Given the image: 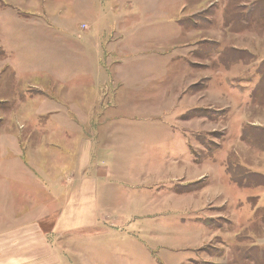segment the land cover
Instances as JSON below:
<instances>
[{"label":"rangeland","instance_id":"374dc122","mask_svg":"<svg viewBox=\"0 0 264 264\" xmlns=\"http://www.w3.org/2000/svg\"><path fill=\"white\" fill-rule=\"evenodd\" d=\"M25 3L39 18L15 31L26 45L14 62L52 97L79 84V92H60L59 122L100 126L106 137L95 174L99 190L109 192L99 217L110 229L77 241L79 252L96 257L76 264H108L107 257L110 264H264V176L257 172L264 170V0ZM99 30L105 34L97 37ZM100 46L106 66L93 70ZM4 105L0 127L35 125ZM28 136L36 147L38 134ZM85 142L59 152L69 159L68 184L76 151L80 174L88 166L93 144ZM94 200L81 191L63 202V228L48 232V254L66 252L71 235H63L91 222ZM70 208L79 215L66 214Z\"/></svg>","mask_w":264,"mask_h":264},{"label":"crops","instance_id":"0c3cea01","mask_svg":"<svg viewBox=\"0 0 264 264\" xmlns=\"http://www.w3.org/2000/svg\"><path fill=\"white\" fill-rule=\"evenodd\" d=\"M25 1L27 2V0H0V103H5L1 107L7 109L6 111L10 110L9 113L22 114L27 118L30 115L35 118V125H25L21 128L6 127V129L0 127V264H66V261L69 264H76L80 259L90 262L89 258L96 256L92 257L79 252L77 241L86 239L95 231L110 229V224L99 217L100 214L108 212L101 208L99 201L109 192L107 193V189L99 190L102 186H100L101 180L95 174V170L104 163L102 159L100 163L97 150L102 149V140L106 137H102L103 131L99 130L100 126L89 127L91 129L89 131L84 125L80 127L66 125L63 122L62 125L59 122L60 119L57 116L62 113L59 103L63 101L60 92L65 89H67L66 92H79V84L76 86L73 84L70 88L57 86L59 92L52 97L46 86L35 83L39 79L30 80V71L27 72L28 69L24 64L14 62V52L26 45L23 37L16 35L15 31L24 30L27 21L31 18H39V15L31 14L28 8L26 9L29 5ZM101 33L105 34L104 31L99 30L95 36L99 37ZM100 49L96 47L93 70H100L106 66L102 57L105 54L103 47L100 46ZM31 85L37 88L33 94L30 92ZM107 90L106 87L105 92ZM73 114L72 110L71 116L74 118ZM46 117H49L54 124L43 125L38 122ZM70 122L72 123V119ZM35 132L38 134V142L36 147H32V138L28 134ZM90 134L94 136L90 139L86 138V135ZM84 139L92 141L93 144L91 147L88 146V149H91V155L89 157L87 154L86 159L88 166L86 169L83 168L80 174L79 165L82 163H80L79 152L76 151L75 159L70 155V163L71 166L75 164V171H72L73 181L68 184L63 176V167L67 166L69 159L63 158L61 154L64 150L73 148L77 150L79 145L84 144ZM146 145L148 148L152 145L149 150L159 146L150 143ZM146 145L143 144L140 150H137L142 152ZM141 152L135 154L141 157ZM50 170L52 173H48ZM257 172L263 173L264 176V170ZM83 174L86 175L83 176ZM122 175L126 176L125 173L118 174V180ZM110 180L104 178L106 183ZM86 186L90 189L85 190ZM81 191L84 195L93 196L96 199L89 207L90 212L93 213L91 222L87 225L67 228L63 237L68 238L67 236L71 235V240L64 242L66 252L55 256L48 254V246L52 248L51 246L54 245L52 243L54 237L51 236L52 240H49L48 232H57L63 228L61 220L66 207L63 202L73 196L79 197ZM263 197L264 195H262L264 200ZM70 213L79 215V209L70 208L66 214L70 215ZM75 220L78 223L79 217L77 216ZM204 235L205 238L209 237L208 234ZM73 236H77V240ZM102 242L106 244L105 240ZM171 246L177 247L174 244ZM62 258L65 259L64 262ZM100 258L97 257V260ZM107 263L110 264L109 257H107Z\"/></svg>","mask_w":264,"mask_h":264},{"label":"trees","instance_id":"16d2710c","mask_svg":"<svg viewBox=\"0 0 264 264\" xmlns=\"http://www.w3.org/2000/svg\"><path fill=\"white\" fill-rule=\"evenodd\" d=\"M263 63H264V62H263ZM263 63H262V64H263ZM260 74H261V73H260ZM261 87H262V86H261ZM261 87H260V89H261ZM263 89H264V88L261 89V92L264 91ZM263 94H264V92H263ZM261 175H262V174H261Z\"/></svg>","mask_w":264,"mask_h":264}]
</instances>
